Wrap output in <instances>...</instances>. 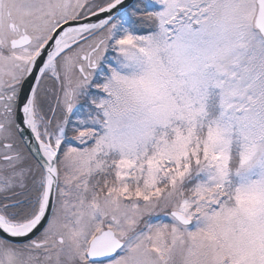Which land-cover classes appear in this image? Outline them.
I'll return each mask as SVG.
<instances>
[{
	"label": "snow or ice",
	"instance_id": "1",
	"mask_svg": "<svg viewBox=\"0 0 264 264\" xmlns=\"http://www.w3.org/2000/svg\"><path fill=\"white\" fill-rule=\"evenodd\" d=\"M0 264H264V0H0Z\"/></svg>",
	"mask_w": 264,
	"mask_h": 264
}]
</instances>
